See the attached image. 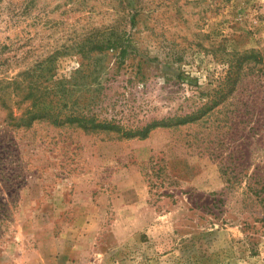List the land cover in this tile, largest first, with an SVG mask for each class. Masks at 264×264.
<instances>
[{"label":"rangeland","instance_id":"obj_1","mask_svg":"<svg viewBox=\"0 0 264 264\" xmlns=\"http://www.w3.org/2000/svg\"><path fill=\"white\" fill-rule=\"evenodd\" d=\"M31 76L170 126L29 123ZM262 216L264 0H0V264H264Z\"/></svg>","mask_w":264,"mask_h":264},{"label":"trees","instance_id":"obj_2","mask_svg":"<svg viewBox=\"0 0 264 264\" xmlns=\"http://www.w3.org/2000/svg\"><path fill=\"white\" fill-rule=\"evenodd\" d=\"M94 44V49L99 50H117V48H119V50L122 49L120 43L117 40L108 41L105 39L101 41V43L97 42ZM238 62V59H235L232 63H230V65H228V68L226 69V76L210 96V107L216 106L232 94L237 78H234L231 82L230 80L234 72L233 69L238 65ZM48 70L50 71V69ZM23 74L24 72H21V75ZM19 83H21V81L18 82L17 79L13 78L7 82V87H10L13 90V86L15 85V88H17ZM64 84V82H58L57 87L52 89H50L49 87H45V89L41 91L39 88L40 84L38 82L36 83L35 80H32V76L30 77L27 85L28 93L26 95V98L32 97L34 100L31 102V109L27 111L29 123L35 119H47L55 125H62L64 123L74 124L85 131H120L121 135L124 138H143L147 136L150 130L156 127L170 126V123L164 120H153L140 127H125L120 123V121L113 119L99 120L93 110V103H91L90 101L84 102L81 109H79V100H67L68 92L70 89H66L67 87H65ZM50 93L52 96H54V99H45V95H47L48 97ZM1 100L4 104L6 103L5 99L2 98ZM248 186L251 187V181L248 183ZM261 189H263L262 186ZM257 194L260 195V192H257ZM260 201L262 200L260 199ZM260 220L264 221V216H262Z\"/></svg>","mask_w":264,"mask_h":264}]
</instances>
